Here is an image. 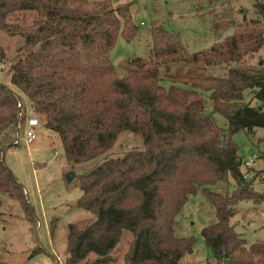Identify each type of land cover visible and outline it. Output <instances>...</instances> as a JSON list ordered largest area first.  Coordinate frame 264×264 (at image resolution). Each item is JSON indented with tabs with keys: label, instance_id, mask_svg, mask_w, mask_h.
<instances>
[{
	"label": "trees",
	"instance_id": "trees-1",
	"mask_svg": "<svg viewBox=\"0 0 264 264\" xmlns=\"http://www.w3.org/2000/svg\"><path fill=\"white\" fill-rule=\"evenodd\" d=\"M254 12L255 19H244L230 36L194 54L178 34L152 27L150 57L124 61L118 73L109 60L118 36L131 43L139 34L129 5L0 0V32L24 40L11 58L0 47V65L19 93L0 84V195L16 200L35 226L24 190L4 163L5 151L16 145L21 97L58 137L68 166L102 158L124 133L143 141L142 149L106 157L77 178L75 207L95 220L85 228L68 225L64 264L90 255L97 257L93 264H108L124 232L131 240L123 264H179L195 240L176 234L178 217L198 194L213 210L201 237L214 263L264 264V242L247 246L230 223L239 203H264L254 179L241 173L233 142L239 131L264 130V64H242L264 46V0H255ZM26 13L36 16L31 27L11 22ZM172 68L188 72L170 74ZM212 68L222 69L223 77L198 74ZM245 91L255 106L243 102ZM203 93L227 129L206 114ZM229 179L234 190L214 191Z\"/></svg>",
	"mask_w": 264,
	"mask_h": 264
},
{
	"label": "rangeland",
	"instance_id": "rangeland-1",
	"mask_svg": "<svg viewBox=\"0 0 264 264\" xmlns=\"http://www.w3.org/2000/svg\"><path fill=\"white\" fill-rule=\"evenodd\" d=\"M88 1H108L112 7L129 5L132 20L139 28L137 38L131 43L118 36L110 52V63L118 73H121L119 65L124 61L150 57L149 30L152 27H162L170 33L178 34L186 51L194 54L209 49L230 36L235 25L242 23L244 19L256 18L255 0ZM35 19L34 13L10 17L11 22L25 28L31 27ZM262 27L264 28V21ZM23 43L20 36L0 32V47L9 58L22 48ZM242 64L252 67L264 64V46L257 54L244 58ZM7 70L6 65H0V84L18 93L10 82ZM160 72L163 74V70ZM180 72L186 74L188 71H181L179 68L169 71L170 74ZM198 74L223 77V70L212 68ZM161 84L165 87L169 85L167 82ZM202 96L206 103V114L211 115L216 127L227 129V122L221 115L211 114L208 94L203 93ZM21 99L19 131L16 136H12V139H16V145L5 151L4 163L24 190L34 213L35 226L25 219L16 200L0 195V264H64L68 225L77 224L80 228H85L95 220L90 213L75 207L81 194L77 178L99 165L106 157L122 156L130 150L142 149L143 141L137 135L124 133L102 158L78 166H68L60 140L54 133L43 128L40 122L39 127L34 130L35 140L31 145L26 144L25 123L33 115L27 99ZM243 102L256 105L249 91H245ZM233 142L241 161V173L248 179H254L255 192L264 193V130L257 128L251 134L239 131L233 136ZM249 160L253 163L249 164ZM229 180V185H222L214 191L222 193L224 190H234V184ZM213 219V210L200 194L189 199L178 217L176 234L179 237H193L195 244L192 253L186 255L179 264H215L211 251L201 237L202 229L210 225ZM230 223L247 246L264 242V203L258 206L249 202L239 203ZM130 240V235L124 232L119 244L109 255L108 264H123ZM96 259V256L90 255L80 264H93Z\"/></svg>",
	"mask_w": 264,
	"mask_h": 264
},
{
	"label": "built area",
	"instance_id": "built-area-1",
	"mask_svg": "<svg viewBox=\"0 0 264 264\" xmlns=\"http://www.w3.org/2000/svg\"><path fill=\"white\" fill-rule=\"evenodd\" d=\"M20 107V105H19ZM21 110V107H20ZM19 116L21 118V112H19ZM39 127V121L36 118H29L28 120H26L25 123V142L27 145H31L33 143V141L35 140L36 136L34 134V130L36 128ZM253 163L252 160H249V164ZM245 165H247V163L245 162Z\"/></svg>",
	"mask_w": 264,
	"mask_h": 264
},
{
	"label": "water",
	"instance_id": "water-1",
	"mask_svg": "<svg viewBox=\"0 0 264 264\" xmlns=\"http://www.w3.org/2000/svg\"><path fill=\"white\" fill-rule=\"evenodd\" d=\"M239 164V163H238Z\"/></svg>",
	"mask_w": 264,
	"mask_h": 264
}]
</instances>
